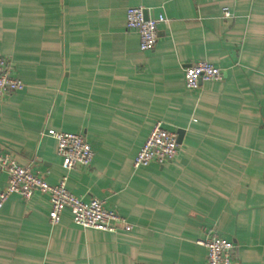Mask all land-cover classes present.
Wrapping results in <instances>:
<instances>
[{"label":"crops","instance_id":"obj_1","mask_svg":"<svg viewBox=\"0 0 264 264\" xmlns=\"http://www.w3.org/2000/svg\"><path fill=\"white\" fill-rule=\"evenodd\" d=\"M131 7L167 20L150 51L126 29ZM0 57L24 85L0 100V156L51 185L66 177L131 227L85 230L67 211L51 225L48 197L11 195L0 264H205L208 233L236 264H264V0H0ZM199 61L224 78L188 91ZM157 121L176 158L134 169ZM49 130L83 135L90 166L66 171Z\"/></svg>","mask_w":264,"mask_h":264},{"label":"built area","instance_id":"obj_2","mask_svg":"<svg viewBox=\"0 0 264 264\" xmlns=\"http://www.w3.org/2000/svg\"><path fill=\"white\" fill-rule=\"evenodd\" d=\"M126 29L134 31L139 37V50L150 51L157 41L158 27L167 22L163 15L157 18H147L141 7H131L126 10ZM8 61L0 57V100L23 89V83L9 76ZM223 74L220 69L207 62L199 61L184 69L183 79L188 91H195L203 82H221ZM47 136L55 141L56 153L62 160V167L72 170L75 167L87 168L92 163L94 152L83 135L47 131ZM177 134L165 130L162 123H154L141 149L134 157V169L147 167L150 164L162 166L172 162L177 155ZM0 172L7 175V184L0 192V209L9 196L18 195L23 200L31 198L34 192H39L49 199L50 211L48 219L51 225H57L61 214L67 211L73 223L82 229H91L105 233H115L121 228L126 232L131 227L116 212L107 209L102 201L92 199L88 202L71 194L66 189V177L56 185L47 183L41 175L33 173L29 167L15 163L8 155L0 156ZM197 243L206 249L205 264H236L234 246L214 233H208Z\"/></svg>","mask_w":264,"mask_h":264},{"label":"water","instance_id":"obj_3","mask_svg":"<svg viewBox=\"0 0 264 264\" xmlns=\"http://www.w3.org/2000/svg\"><path fill=\"white\" fill-rule=\"evenodd\" d=\"M179 142V141H178ZM0 192H1V190H0Z\"/></svg>","mask_w":264,"mask_h":264}]
</instances>
